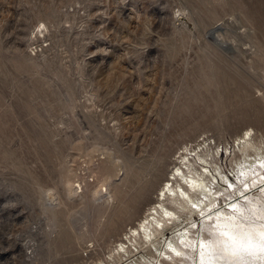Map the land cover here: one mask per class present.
I'll return each instance as SVG.
<instances>
[{
  "label": "rangeland",
  "instance_id": "obj_1",
  "mask_svg": "<svg viewBox=\"0 0 264 264\" xmlns=\"http://www.w3.org/2000/svg\"><path fill=\"white\" fill-rule=\"evenodd\" d=\"M247 131L264 151V0H0V264L154 262L134 230L176 166L237 182Z\"/></svg>",
  "mask_w": 264,
  "mask_h": 264
},
{
  "label": "bare ground",
  "instance_id": "obj_2",
  "mask_svg": "<svg viewBox=\"0 0 264 264\" xmlns=\"http://www.w3.org/2000/svg\"><path fill=\"white\" fill-rule=\"evenodd\" d=\"M210 34L217 42L216 31ZM252 140L249 131L241 138L244 151L236 163L237 182L225 176L214 157L209 159L202 153L196 155L201 170L189 158L187 172L176 166V174L186 186L169 179L141 223L142 230H134V235L139 231V240L143 233L158 254L154 262L146 258L142 264H264V151L254 147ZM223 182L227 183L224 188ZM256 188L260 194L248 196ZM69 193L75 196L78 191L71 187ZM221 203L225 206L220 207ZM196 215L199 222L193 221ZM184 222L185 227L181 225ZM156 226L164 228L161 237L166 235L165 229H173L175 235L160 242L153 238L160 234Z\"/></svg>",
  "mask_w": 264,
  "mask_h": 264
}]
</instances>
